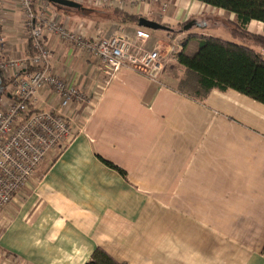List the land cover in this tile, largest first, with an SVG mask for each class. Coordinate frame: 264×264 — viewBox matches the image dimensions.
<instances>
[{
	"label": "crops",
	"instance_id": "obj_1",
	"mask_svg": "<svg viewBox=\"0 0 264 264\" xmlns=\"http://www.w3.org/2000/svg\"><path fill=\"white\" fill-rule=\"evenodd\" d=\"M167 1L122 11L175 30L207 7L170 0L163 15ZM113 9L52 11L88 38L122 27L135 39L139 26ZM1 20V60L28 56L19 0H1ZM46 41L53 72L86 99L61 110L40 93L36 109L67 114L75 136L0 212V264H86L97 248L125 264H264V105L232 90L196 101L167 73L153 82L125 68L106 84L91 56Z\"/></svg>",
	"mask_w": 264,
	"mask_h": 264
},
{
	"label": "built area",
	"instance_id": "obj_2",
	"mask_svg": "<svg viewBox=\"0 0 264 264\" xmlns=\"http://www.w3.org/2000/svg\"><path fill=\"white\" fill-rule=\"evenodd\" d=\"M81 5L90 3L98 8L128 9L159 0H72ZM24 14L32 56L1 60L0 72L13 79L11 100L0 102V212L13 203L33 179L47 156L67 146L75 136L72 119L67 115L36 109L40 93L50 90L59 100L61 110L85 102V93L70 85L52 70V51L46 41L54 36L91 56L108 84L115 75L129 68L159 82L168 56L177 61L183 50L174 40L165 56L160 46L149 49L151 31L138 27L130 39L122 27L110 37L88 38L71 31L53 13L49 0H19ZM168 5L163 8L166 12ZM0 0V22H1ZM4 39L0 37V49Z\"/></svg>",
	"mask_w": 264,
	"mask_h": 264
},
{
	"label": "trees",
	"instance_id": "obj_3",
	"mask_svg": "<svg viewBox=\"0 0 264 264\" xmlns=\"http://www.w3.org/2000/svg\"><path fill=\"white\" fill-rule=\"evenodd\" d=\"M236 15L232 40L189 32L182 40L183 50L177 55V64L185 75L177 90L196 101L204 102L213 91H235L264 105V54L249 43L264 48V36L248 31L252 22L264 24V0H193ZM58 9L71 10L51 4ZM84 9V6H82ZM115 14L121 22L133 21L139 16H129L121 10ZM120 22V23H121ZM176 32L168 35L176 36ZM28 44V56H32ZM2 76V97L13 79ZM124 174V171L109 163ZM86 264H125L97 248Z\"/></svg>",
	"mask_w": 264,
	"mask_h": 264
},
{
	"label": "rangeland",
	"instance_id": "obj_4",
	"mask_svg": "<svg viewBox=\"0 0 264 264\" xmlns=\"http://www.w3.org/2000/svg\"><path fill=\"white\" fill-rule=\"evenodd\" d=\"M87 4L93 6L90 3H87ZM167 4H168V7L166 9V12L162 11L163 15L167 14L168 8L172 5L170 0L167 1ZM202 5L205 6V4H202ZM202 8H204L203 9L204 11L203 12L201 11V13H198L195 16V18H197L198 20L196 23H194L192 29L188 32H184L183 25L175 27L176 36L168 35V33L166 32H160V31L155 32L151 30L154 33L162 34L161 41H162L163 46H160V47L165 56H168L167 50L169 48V45H171V43L174 40H177V42L182 45V40L189 32L205 33V34L212 35L213 37H216V38L233 41L232 31L235 30L234 25L236 24V15L232 13H228L224 10L210 7V6L202 7ZM113 10L116 11L118 9H113ZM248 31L253 34L264 36V26L262 24L253 23L252 25L248 26ZM151 43L147 45L149 49H153L155 47V46H151ZM248 44L251 45L254 49H257L258 51H260L262 54H264V48L255 46L253 45V43L248 42ZM1 58L2 56L0 54V62H1ZM166 73L170 80L169 85L178 88L179 82L184 77L185 72L181 67H179V65L177 64V61H175L173 57L171 56H168V61H167V64L165 66V69L162 75L166 76ZM7 95L11 97V94L8 93V89L5 91V95L2 97V99H5ZM7 102L8 101H5V103Z\"/></svg>",
	"mask_w": 264,
	"mask_h": 264
},
{
	"label": "water",
	"instance_id": "obj_5",
	"mask_svg": "<svg viewBox=\"0 0 264 264\" xmlns=\"http://www.w3.org/2000/svg\"><path fill=\"white\" fill-rule=\"evenodd\" d=\"M49 2L51 4H54L56 6L63 7V8L75 9V10L82 9L81 4H79L75 1H72V0H49ZM194 23H196V22L191 21V22L186 23L183 26L184 32L190 31L192 29ZM138 26L141 28H145L148 30L156 31V32H158V31L166 32V33L175 32V30L173 28H171L165 24H161L157 21L149 20V19L144 18V17H140L139 22H138ZM1 99H2V74L0 72V102H1Z\"/></svg>",
	"mask_w": 264,
	"mask_h": 264
}]
</instances>
